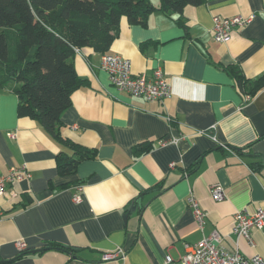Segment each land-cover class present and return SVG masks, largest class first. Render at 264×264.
<instances>
[{"label": "crops", "instance_id": "1", "mask_svg": "<svg viewBox=\"0 0 264 264\" xmlns=\"http://www.w3.org/2000/svg\"><path fill=\"white\" fill-rule=\"evenodd\" d=\"M180 15L186 28L176 22ZM215 15L253 18L218 42ZM108 52L129 58L133 74L162 67L171 93L147 101L118 90L100 67V52L76 51L74 67L86 83L71 94L61 134L96 157L72 174H59L55 163L69 150L37 121L19 117L17 96L0 89V175L24 164L30 172L7 184L2 199L0 264H161L165 253L176 259L184 243L214 229L222 248L264 258V228L251 230L252 244L231 232L237 210L264 207V85L246 101L226 68L236 65L251 80L264 73V0H204L181 13L155 11L145 26L123 17ZM169 138L178 140L158 144ZM142 141L154 145L133 156ZM77 184L80 203L72 200ZM213 185L223 187V199L211 198ZM190 194L206 212L202 229L187 205ZM17 241L42 250L22 255ZM50 243L75 249H44ZM117 248L123 258L103 259Z\"/></svg>", "mask_w": 264, "mask_h": 264}, {"label": "trees", "instance_id": "2", "mask_svg": "<svg viewBox=\"0 0 264 264\" xmlns=\"http://www.w3.org/2000/svg\"><path fill=\"white\" fill-rule=\"evenodd\" d=\"M203 1L159 0L156 6L150 0H0V89H10L17 96L19 117L37 121L69 150L56 155L59 174H72L81 161L96 157L95 149L61 134V115L71 104V94L86 83L74 67L76 50L89 47L107 52L123 17L129 24L145 26L155 11L181 13L186 5ZM176 22L186 28L181 15ZM226 68L249 99L264 85V73L251 80L236 65ZM153 145V141L137 143L133 156H141ZM46 248L75 249L58 243Z\"/></svg>", "mask_w": 264, "mask_h": 264}, {"label": "built area", "instance_id": "3", "mask_svg": "<svg viewBox=\"0 0 264 264\" xmlns=\"http://www.w3.org/2000/svg\"><path fill=\"white\" fill-rule=\"evenodd\" d=\"M253 15L243 17L233 15L221 17L215 15L212 17L213 38L218 42H227L231 38V33L235 27H242L251 22ZM79 51V50H76ZM100 67L106 71L109 83L123 90L130 95L143 98L147 101H163L171 93L170 83L165 77L162 67L156 66L149 73L141 72L133 74L131 60L116 53L104 52L100 54ZM246 99H249L246 96ZM169 119V118H168ZM213 139L215 137L213 136ZM178 139H159L158 144L177 142ZM173 162L170 163L172 167ZM30 172L26 165L12 167L3 175H0V221L4 217V208L2 199L6 196L7 184L29 178ZM75 193L72 200L80 203L83 200L82 186L75 185ZM213 200H221L224 197L223 187L213 185L210 189ZM10 197L16 196V192L11 190ZM186 202L190 208L194 220L202 229L205 223L206 212L200 207L198 200L193 195L186 197ZM264 228V207H259L253 212L237 210L233 215L232 234L236 239L243 237L252 244L251 230ZM221 234L217 229L204 235L200 240L194 243H184V253L173 258L169 253H165L161 264H264V258L258 254L250 257L243 256L237 248L227 250L219 246ZM19 251L26 250L24 241H17ZM125 251L123 248H117L103 255L104 260L123 258Z\"/></svg>", "mask_w": 264, "mask_h": 264}, {"label": "water", "instance_id": "4", "mask_svg": "<svg viewBox=\"0 0 264 264\" xmlns=\"http://www.w3.org/2000/svg\"><path fill=\"white\" fill-rule=\"evenodd\" d=\"M141 195H142V194H140V195L138 196L137 199H139V197H141ZM135 207H136V202H135V204L132 205L131 208H132V209H135ZM40 250H42V249H33V250H31L30 252H37V251H40Z\"/></svg>", "mask_w": 264, "mask_h": 264}, {"label": "rangeland", "instance_id": "5", "mask_svg": "<svg viewBox=\"0 0 264 264\" xmlns=\"http://www.w3.org/2000/svg\"><path fill=\"white\" fill-rule=\"evenodd\" d=\"M151 2H152V1H151ZM152 3L155 4V2H152ZM155 5H156V4H155ZM157 5H158V4H157ZM157 5H156V6H157Z\"/></svg>", "mask_w": 264, "mask_h": 264}]
</instances>
